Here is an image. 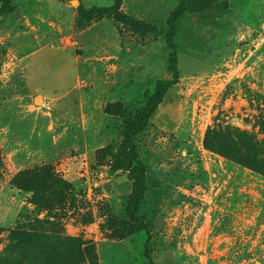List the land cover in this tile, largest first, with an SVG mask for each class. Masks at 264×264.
Masks as SVG:
<instances>
[{"label": "rangeland", "instance_id": "rangeland-1", "mask_svg": "<svg viewBox=\"0 0 264 264\" xmlns=\"http://www.w3.org/2000/svg\"><path fill=\"white\" fill-rule=\"evenodd\" d=\"M111 4L14 0L0 15V264H147L145 234L121 240L128 164L113 154L124 117L168 78L162 34L179 0L122 1L155 35L76 27L78 6ZM175 44L179 83L133 141L152 264H264V0L183 16ZM36 176L59 190L36 194ZM18 225L31 251L17 250Z\"/></svg>", "mask_w": 264, "mask_h": 264}, {"label": "trees", "instance_id": "trees-1", "mask_svg": "<svg viewBox=\"0 0 264 264\" xmlns=\"http://www.w3.org/2000/svg\"><path fill=\"white\" fill-rule=\"evenodd\" d=\"M122 1L123 0H112V4L108 7H93L91 9H85L82 6H78L76 8V27L78 29H84L92 23L108 19L117 27H123L127 31L138 36L144 37L155 35L157 33V29L152 24L123 13L120 9ZM13 2L14 0H2L0 5V15L8 13L12 9ZM217 5L225 6L226 0H179L178 6L167 18L165 22V32L162 34V39L168 50L166 63V74L168 78L156 82L153 92L145 97L141 109L131 116L124 117L121 126L122 141L119 143L118 149L113 154L117 161H124L128 164L127 181L129 184V194L126 199V223L121 240L124 241L128 238L145 234L146 240L143 245V257L147 261V264H152L151 252L148 248L150 237L148 234V224L145 219L140 216V208L147 191V172L145 165L138 159L133 141L144 131L147 124L156 113L158 107L164 101L167 93L179 83L178 50L175 44L178 21L186 15L203 18L205 15L213 11ZM58 181V179L52 176L48 179L36 176L30 181H25V183L30 185L28 187H31L32 191L36 194H41L43 187H45L44 191L49 193V186L52 185L51 194L54 195L53 189L55 188L59 190ZM55 197L60 198L61 194L57 193L54 198ZM49 198L50 196L45 201L43 198H38L36 200L38 210L49 206ZM12 234L17 240L18 251L27 252L35 247L33 241L29 240V244L25 242L24 231L21 225H18Z\"/></svg>", "mask_w": 264, "mask_h": 264}, {"label": "crops", "instance_id": "crops-1", "mask_svg": "<svg viewBox=\"0 0 264 264\" xmlns=\"http://www.w3.org/2000/svg\"><path fill=\"white\" fill-rule=\"evenodd\" d=\"M50 48H53V49H55L54 47H50ZM41 50V49H40ZM39 51H37V52H35V53H33L32 55H30V56H32L33 57V55L35 56L37 53H38ZM29 57V56H28ZM24 70V69H23ZM23 72V75L25 76L24 78L26 79V82L28 83V81H29V77H27L26 75H25V70L24 71H22ZM28 85H29V83H28Z\"/></svg>", "mask_w": 264, "mask_h": 264}]
</instances>
